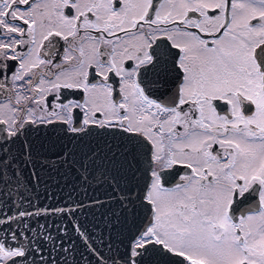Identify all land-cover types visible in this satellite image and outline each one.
Returning a JSON list of instances; mask_svg holds the SVG:
<instances>
[{
	"label": "snow or ice",
	"instance_id": "obj_1",
	"mask_svg": "<svg viewBox=\"0 0 264 264\" xmlns=\"http://www.w3.org/2000/svg\"><path fill=\"white\" fill-rule=\"evenodd\" d=\"M0 264H264V0H0Z\"/></svg>",
	"mask_w": 264,
	"mask_h": 264
}]
</instances>
